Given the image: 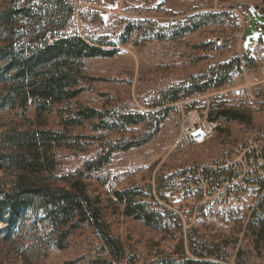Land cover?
<instances>
[{"label":"rangeland","instance_id":"obj_1","mask_svg":"<svg viewBox=\"0 0 264 264\" xmlns=\"http://www.w3.org/2000/svg\"><path fill=\"white\" fill-rule=\"evenodd\" d=\"M72 2L75 14L68 31L87 40L101 38L111 44L103 48L116 50L111 57L86 59L89 81L76 102L109 111L145 113L149 120L152 116L160 120L159 132L152 140L142 146L116 150L99 174L100 178L90 181L91 188L103 197L106 218L113 233L121 238L128 260L132 264H152L178 250L183 236L196 251H212L211 259L217 263L264 264V239L257 240L254 229L248 228L251 220L264 210L260 208V199L222 206L212 199L186 192L182 183L185 169L211 165L225 148L264 131V0ZM209 12L226 15L220 23H210L173 39L172 29H180L193 16ZM138 21L143 22V27L151 23L156 32H165L166 37L159 39L143 31L125 36L127 27ZM18 26L20 30H28L22 19ZM4 37L0 27V44ZM247 56L254 61L246 64ZM227 65L231 80L225 85L212 86L204 93L172 104L158 105L163 92L194 81L206 82L226 70ZM237 86H246L247 95L233 94L232 89ZM2 90L0 86V96ZM213 103L246 109L251 122L220 121L205 142L178 143L192 114L196 113L201 122L211 124L207 117ZM13 115L11 110L0 107V155L7 151L4 137L15 124ZM146 130L143 123L109 133L106 140L95 138L83 153L65 152L64 169L81 166L84 160L98 155L108 141L130 139ZM76 132L95 137L100 134L87 124ZM161 175L173 176L171 189L162 195L157 192ZM13 180L14 172L0 158V191L9 190ZM133 186H152L146 200L178 212L181 228L172 225L162 232L121 214L122 206L115 205L107 194L112 189ZM57 237L44 208H31L23 217L15 215L12 220L3 214L0 264H106L103 263L105 253L100 249L102 242L90 226L72 233L64 249L58 247ZM187 255L196 258L188 248Z\"/></svg>","mask_w":264,"mask_h":264},{"label":"trees","instance_id":"obj_2","mask_svg":"<svg viewBox=\"0 0 264 264\" xmlns=\"http://www.w3.org/2000/svg\"><path fill=\"white\" fill-rule=\"evenodd\" d=\"M74 14L72 0H0V27L5 33L0 44V86L3 87L0 107L11 110L15 120L4 137L7 151L0 155L4 166L14 172L12 187L0 191V219L3 214L12 220L15 215L23 217L31 208H44L58 236L60 249L67 246L72 233L90 226L102 242L103 263L132 264L121 238L113 233L106 218V204L101 193L91 188L90 181L100 178L99 174L116 150L142 146L152 140L159 132L160 120L155 116L149 120L145 113L109 111L76 102L89 81L86 59L111 57L116 50L103 48L111 44L101 38L87 40L69 32ZM225 15L212 12L195 15L186 26L172 29V37L177 39L210 23H220ZM20 19L26 22L28 30L18 29ZM143 26L142 21L129 25L125 36L134 31H143L159 39L167 35L156 32L151 23ZM244 61L250 64L254 60L247 56ZM237 65L240 66V61ZM228 67L206 82L194 81L170 88L163 92L158 105L172 104L204 93L212 86L225 85L231 80ZM207 118L215 122H251L246 109L226 103H213ZM143 123L147 126L143 134L108 141L98 155L84 160L81 166L74 170L64 169L65 152L83 153L95 138L106 140L109 133L122 132ZM86 124L100 134L95 137L76 132ZM172 177H159L157 192L160 195L171 189ZM151 191L152 186H133L112 189L107 195L115 205L122 206L119 208L121 214L127 217H134L162 232L172 225L181 228L178 212L146 200ZM260 203V208L264 207V196ZM248 228L254 229L257 240L264 239V210L251 220ZM177 248L173 254L162 256L152 264H220L211 259L212 251H196L183 236ZM187 248L196 258L187 255Z\"/></svg>","mask_w":264,"mask_h":264},{"label":"built area","instance_id":"obj_3","mask_svg":"<svg viewBox=\"0 0 264 264\" xmlns=\"http://www.w3.org/2000/svg\"><path fill=\"white\" fill-rule=\"evenodd\" d=\"M232 91L237 96H246L248 90L246 86H237ZM195 115L187 121L178 143L201 144L212 135L217 122L203 123ZM182 183L186 192L212 199L222 206L261 199L264 196V131L225 148L211 165L186 169Z\"/></svg>","mask_w":264,"mask_h":264}]
</instances>
